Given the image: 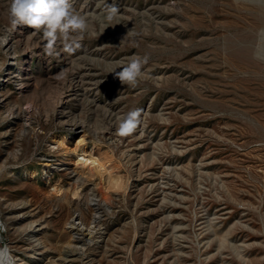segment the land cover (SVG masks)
<instances>
[{"label": "rangeland", "instance_id": "rangeland-1", "mask_svg": "<svg viewBox=\"0 0 264 264\" xmlns=\"http://www.w3.org/2000/svg\"><path fill=\"white\" fill-rule=\"evenodd\" d=\"M9 2L0 0V36L11 40L0 44V249L15 264H264V0H71L93 32L72 52L57 41L52 56L42 32L13 37ZM133 56L147 57L134 87L108 71ZM134 109L142 124L117 135ZM61 136L113 151L124 191L104 198L77 181Z\"/></svg>", "mask_w": 264, "mask_h": 264}, {"label": "clouds", "instance_id": "clouds-1", "mask_svg": "<svg viewBox=\"0 0 264 264\" xmlns=\"http://www.w3.org/2000/svg\"><path fill=\"white\" fill-rule=\"evenodd\" d=\"M119 12L115 4L106 8V19L112 21ZM9 31L17 27H29L42 32L46 41L44 52L48 56L56 54L57 41H61L64 50L72 52L80 47L83 35L93 32L89 19L72 10L71 0H10L7 8ZM7 35L0 36V44L7 41ZM147 57L133 56L129 61L117 68L111 67L109 73H114L122 85L136 86L143 77V66ZM142 124V112L134 109L118 117L116 133L121 137L130 136ZM4 257H8L5 260ZM11 260L7 248L0 249V264H9Z\"/></svg>", "mask_w": 264, "mask_h": 264}, {"label": "bare ground", "instance_id": "bare-ground-1", "mask_svg": "<svg viewBox=\"0 0 264 264\" xmlns=\"http://www.w3.org/2000/svg\"><path fill=\"white\" fill-rule=\"evenodd\" d=\"M27 29H28L27 27H17L15 31V36L13 37L19 43L20 42L22 43L23 38L27 32ZM10 44H11V40L9 41L7 39V41L3 43V46L4 48H8ZM11 59L14 61L16 60L15 58L14 59L11 58ZM12 64H15V63L12 62L11 65ZM29 67H30L29 62L25 60L22 67L17 68V69H20L24 74L23 78L20 80V83H19V85H21L20 89L22 90L30 87V85L28 84V81L30 80L29 79V75H30ZM12 73H13L12 69H10L7 73L8 77L3 79V82L9 83L11 79L15 78V77L9 78V76ZM74 122L70 121L68 123H70V125L73 126V129L74 131H76V133L78 134L82 133L83 131H77L80 125ZM69 142H70L69 137L61 136L59 140V146L62 150L69 153V158L66 159L65 164H69L73 167L75 176H78L77 181L79 179L81 180V178H86L89 181L94 182L95 186L102 190V197L104 198L112 194H119L124 191L125 189V179L124 178L125 177L122 175L121 170H120L122 166L120 162L116 159L113 151L104 149L98 144H94L96 142H93V145L88 146L87 145L88 142L85 136H81L75 139V143L73 147H69L68 145ZM43 166H44V170H42L43 174L49 180L53 179L55 175L54 170H56L53 164L46 161V163H44ZM62 170H65V169H61V168L57 169V171H62ZM29 175L31 178H36L39 174L36 171H33ZM62 183L63 181L60 178H58L56 185L53 188V191L56 194V196L60 197L63 195L65 188L62 185ZM71 228L78 229V231L80 230L89 231L90 229V227L83 225V223H80L76 221L75 219L72 221ZM10 257H11V260H9V264H15L16 260H14V257L11 254H10ZM4 259L8 260V257H4ZM47 262H51V259H49Z\"/></svg>", "mask_w": 264, "mask_h": 264}, {"label": "built area", "instance_id": "built-area-1", "mask_svg": "<svg viewBox=\"0 0 264 264\" xmlns=\"http://www.w3.org/2000/svg\"><path fill=\"white\" fill-rule=\"evenodd\" d=\"M1 225V224H0Z\"/></svg>", "mask_w": 264, "mask_h": 264}]
</instances>
